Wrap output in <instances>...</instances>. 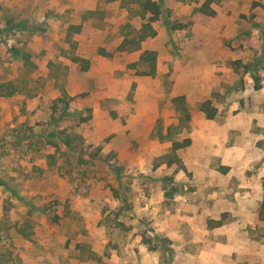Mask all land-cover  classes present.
I'll list each match as a JSON object with an SVG mask.
<instances>
[{"label":"rangeland","instance_id":"obj_1","mask_svg":"<svg viewBox=\"0 0 264 264\" xmlns=\"http://www.w3.org/2000/svg\"><path fill=\"white\" fill-rule=\"evenodd\" d=\"M153 1L0 0V264H264V0Z\"/></svg>","mask_w":264,"mask_h":264},{"label":"trees","instance_id":"obj_2","mask_svg":"<svg viewBox=\"0 0 264 264\" xmlns=\"http://www.w3.org/2000/svg\"><path fill=\"white\" fill-rule=\"evenodd\" d=\"M211 0H205L200 7L194 9V12H199L206 16H213L215 14V11H213L209 4ZM134 9L141 22L139 23V27L136 29L134 35L132 37H126L124 36L122 41L115 47V49L112 52H106L104 49H99L98 54L104 57H112L114 53L116 52H124V51H136L139 49L142 42H144L148 38H153L156 35V30L153 27V23L161 16L162 9L158 2L153 0H135ZM166 24L169 25V28L172 30H177L182 27V25L179 24H170L169 22H166ZM79 32V26L70 25L67 28V37L72 35V33ZM69 39V38H68ZM71 62L78 64L80 67V70L86 71L89 68V61L87 59H83L80 57H72ZM138 63L142 64L143 66H146L148 69H143L140 71L142 75H154L155 74V64H156V54L154 52L145 51L141 53L139 56ZM26 65H32L27 58L25 59ZM3 87H7L11 89V91L8 93L11 95L13 93L12 91V85L10 83H6L5 85H0V91ZM177 100L181 101L183 100V97L177 98ZM180 108L182 111L186 112V107L180 103ZM199 111L204 114V116L211 120L215 117L216 110L215 108L210 104L209 100L202 101L199 104L198 107ZM188 116V115H186ZM85 118L84 120H87ZM83 120V121H84ZM60 133V131L58 132ZM61 133L65 136V146L69 147V141L67 134L64 131H61ZM189 144V141L185 140L182 143L175 142L173 143L172 149L177 150L180 148H184ZM51 156V155H48ZM93 157H96V153L92 154ZM260 215L264 214V198L262 199V202L260 204Z\"/></svg>","mask_w":264,"mask_h":264}]
</instances>
